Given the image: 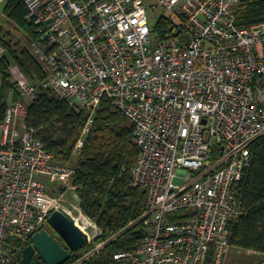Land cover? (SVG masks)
Returning a JSON list of instances; mask_svg holds the SVG:
<instances>
[{"label":"built area","instance_id":"obj_1","mask_svg":"<svg viewBox=\"0 0 264 264\" xmlns=\"http://www.w3.org/2000/svg\"><path fill=\"white\" fill-rule=\"evenodd\" d=\"M23 1L38 34L31 52L47 72L41 88L86 111L74 154L105 98L134 126L141 154L132 177L146 191L145 234L115 259L228 264L230 225L246 215L240 189L251 148L264 136V22L238 28L241 0ZM11 72L22 100L0 123V264L20 262L39 228L64 210V194L77 193L74 167L27 127L38 88Z\"/></svg>","mask_w":264,"mask_h":264},{"label":"trees","instance_id":"obj_2","mask_svg":"<svg viewBox=\"0 0 264 264\" xmlns=\"http://www.w3.org/2000/svg\"><path fill=\"white\" fill-rule=\"evenodd\" d=\"M5 4L8 23L24 32L27 45L20 48L19 43H14L13 34L0 25V45L6 51L0 57V123L7 108L22 100L11 72V59L38 88L37 99L29 106L27 127L38 131V138L60 162L74 167L76 176L72 184L79 196L81 212L101 231L95 242H105L102 250L81 264H123L115 256L132 250L145 234L141 218L146 212V191L135 186L132 177L141 154L134 138V126L105 98L81 153L75 155V146L87 122L86 111L77 103L60 101L50 90L41 88L47 72L30 50L38 35L36 27L27 19L28 9L23 0H8ZM234 13L240 29L262 23L264 0H241ZM167 27L163 17L155 29L163 35ZM251 149V166L240 189L246 215L230 225V242L232 250L257 255L262 259L261 264L264 261V136ZM95 245L88 243L81 251L72 253L66 264L78 263L83 252Z\"/></svg>","mask_w":264,"mask_h":264},{"label":"water","instance_id":"obj_3","mask_svg":"<svg viewBox=\"0 0 264 264\" xmlns=\"http://www.w3.org/2000/svg\"><path fill=\"white\" fill-rule=\"evenodd\" d=\"M47 224L61 237L66 244L50 236L44 226L32 237L31 244L23 251V256L17 264H34L33 258L39 255L43 264H66L72 257L85 248L90 238L64 210L55 211Z\"/></svg>","mask_w":264,"mask_h":264},{"label":"rangeland","instance_id":"obj_4","mask_svg":"<svg viewBox=\"0 0 264 264\" xmlns=\"http://www.w3.org/2000/svg\"><path fill=\"white\" fill-rule=\"evenodd\" d=\"M5 5H6L5 3H0V25L3 26V27H5L6 30L10 31L11 34H13L14 43H19L20 44V48H23V47H25L27 45L26 39H25L26 38V35L24 34L23 31H21L20 29L14 27L13 25H11V24L8 23V20H7L6 16L4 15ZM156 21H157V18L156 17H152L151 18V24L152 25H154L156 23ZM30 50H31V45H30ZM10 61H11V65H12V70H16L17 67L15 66L14 62L11 59H10ZM185 182H186V180H184V178H177L175 180V183L177 185H183ZM67 183L68 182H66V181H61V183L59 184L60 185V191L62 189H65L66 185H64V184H67ZM69 184H71V182ZM47 186L48 187L51 186V184H49L48 180H47ZM72 186H73V184H72ZM62 193H65V192H62ZM76 194L73 191H67L64 194L65 195L64 196L65 202L63 203V206H64V211L65 212L72 210L76 204H79V196H77L78 194L77 195ZM76 196H77V198H76ZM78 208L81 211L80 204L78 205ZM81 214L83 215L82 212H81ZM87 221L90 222L91 224H93L90 220L87 219ZM100 233L101 232L98 229L97 236L91 237L90 235H88L89 238H90L89 245H93V244H96V245L93 248H90L89 247L87 251L83 252V256L80 259V261L87 254H94V252H96V250H98V249L101 250V248L105 246V244H104L105 242H97V243L95 242L96 241V238L100 235ZM100 250H98V251H100ZM261 260L262 259L259 256L254 255V254H251V253H249L247 251L231 250L230 254L228 255V264H259Z\"/></svg>","mask_w":264,"mask_h":264},{"label":"bare ground","instance_id":"obj_5","mask_svg":"<svg viewBox=\"0 0 264 264\" xmlns=\"http://www.w3.org/2000/svg\"><path fill=\"white\" fill-rule=\"evenodd\" d=\"M79 204H76L74 208L70 211H67L72 218L75 220L77 225L88 235L91 237L97 236L98 228L87 221V219L81 214V211L78 208ZM101 232V231H100Z\"/></svg>","mask_w":264,"mask_h":264},{"label":"flooded vegetation","instance_id":"obj_6","mask_svg":"<svg viewBox=\"0 0 264 264\" xmlns=\"http://www.w3.org/2000/svg\"><path fill=\"white\" fill-rule=\"evenodd\" d=\"M44 228L48 231L51 237L58 240L63 247H66V244L61 239V237L48 224H45ZM39 258H40L39 255L36 254L35 257L33 258V263L42 264L43 262Z\"/></svg>","mask_w":264,"mask_h":264}]
</instances>
